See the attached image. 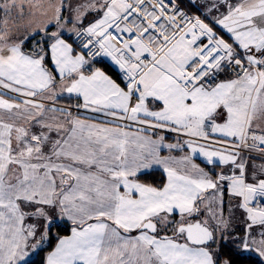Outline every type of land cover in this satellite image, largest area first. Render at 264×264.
Wrapping results in <instances>:
<instances>
[{"label":"snow or ice","instance_id":"obj_1","mask_svg":"<svg viewBox=\"0 0 264 264\" xmlns=\"http://www.w3.org/2000/svg\"><path fill=\"white\" fill-rule=\"evenodd\" d=\"M189 5L84 0L65 18L60 0L12 39L23 0H0V264H32L45 245L40 264L264 260V164L250 172L242 154L264 158V0ZM157 169L161 183L142 179ZM225 190L243 235L223 218ZM53 229L68 234L51 246Z\"/></svg>","mask_w":264,"mask_h":264},{"label":"rangeland","instance_id":"obj_2","mask_svg":"<svg viewBox=\"0 0 264 264\" xmlns=\"http://www.w3.org/2000/svg\"><path fill=\"white\" fill-rule=\"evenodd\" d=\"M60 0H23L24 4V11L23 15H17L16 11L14 10L11 14L10 18L8 19V32L9 36L12 39H15L17 36L22 35L25 32V29L32 30L37 27H42L46 21L47 18L51 16L52 9L50 5H58ZM84 0H65V10L63 12L64 17L66 18L68 16V5H72L73 7L76 4L83 3ZM201 3L204 2V0H200ZM39 3L42 5V7H33L32 5ZM48 13V17H46L43 13ZM94 13H90L85 19L84 24L85 26L93 19ZM3 16V13H0V17ZM54 27H50L49 31H54ZM219 31V29H217ZM222 34V33H221ZM39 37H37L38 39ZM35 41H32V47H34ZM233 75L223 74L222 79L232 78ZM264 120V119H263ZM262 120V117H258L256 120L257 124L262 125L264 121ZM29 223L35 222V221H28ZM54 235L56 233L54 232ZM47 246V245H45ZM34 255H31L30 259Z\"/></svg>","mask_w":264,"mask_h":264},{"label":"crops","instance_id":"obj_3","mask_svg":"<svg viewBox=\"0 0 264 264\" xmlns=\"http://www.w3.org/2000/svg\"><path fill=\"white\" fill-rule=\"evenodd\" d=\"M58 103H60V100L57 101V104ZM76 103H77V101L74 99V102H72V103H65V104L69 105V107H71V106L74 107V105ZM57 106H59V107H67V106H61V105H57ZM70 110L73 112V114H77V110H74V109H70ZM79 114L81 116H84V115L93 116L95 122H99V121H102V120L106 119L102 115L93 114V113H87L83 109H80L79 110ZM263 119H264V117H262V120ZM261 126H264V123ZM52 135L55 136V133H53ZM166 142H172V143L176 142L175 134H169ZM45 150L47 151V149H45ZM164 154L165 155L168 154L167 149L164 150ZM183 154L184 153L181 152L180 150H175V151L172 152V155L177 156V157H179V156H181ZM242 154L246 158L251 157L250 159H248V163H249V166H250V168H249V171L250 172L253 171V170H255L256 168H258L261 164H264V158H260V156H258V155H248L245 152H243ZM196 162L197 163H200L201 166H204V164L202 163V158H197L196 159ZM209 167H211V166H209ZM224 168H225V166L216 167L215 168V172H220V171L224 170ZM223 201H224V203H223V218L225 220H228L230 222V231H232V232H234L235 234H238V235H243L244 228H245V224H244L245 214L243 213L242 210H240L239 208L236 207L237 201L230 199V197H229V195H228V193H227L226 190H225V193H224ZM231 247H232V245H229V248H231ZM243 255L253 256L261 264H264V260H262L255 253L246 252Z\"/></svg>","mask_w":264,"mask_h":264},{"label":"trees","instance_id":"obj_4","mask_svg":"<svg viewBox=\"0 0 264 264\" xmlns=\"http://www.w3.org/2000/svg\"><path fill=\"white\" fill-rule=\"evenodd\" d=\"M177 3L180 4L187 11L195 12V10L190 7L189 0H177ZM222 35H223V33H222ZM225 39H227V36H225ZM31 48H32V41H28V43L25 45V49L29 50ZM106 65H108L107 61L105 62V64H98L97 66L104 68L105 71H108L109 74H112L110 66H106ZM222 76H223V74H222ZM221 79H222V77H221ZM59 100L61 103H72V102H74L73 98H68L67 96L61 97ZM142 179L148 183L159 184L163 181L164 176L162 174V170L157 169L156 171H154L152 173L151 176L143 177ZM54 232L56 233V235H53V237H52L51 246L55 245V242H56L55 236H57V235L62 236V235L68 234L67 232L63 231L62 229H53V233ZM49 247H50L49 245L45 246V251L40 252L38 255H34L30 259L32 264H40L41 260L46 255V252L49 250ZM225 252H227V249H225ZM234 258L236 259L237 264H261L255 257L249 256V255H243V256H238V257H234Z\"/></svg>","mask_w":264,"mask_h":264},{"label":"built area","instance_id":"obj_5","mask_svg":"<svg viewBox=\"0 0 264 264\" xmlns=\"http://www.w3.org/2000/svg\"><path fill=\"white\" fill-rule=\"evenodd\" d=\"M179 6L182 8V9H184L185 11H187L185 8H183L180 4H179ZM230 75H233L231 72H228ZM221 77H222V75H221ZM220 77V78H221ZM57 105H61V106H67L69 109H74V110H76L74 107H69V105H67V104H65V103H58ZM244 152L245 153H247L248 155H258L259 156V153H257V152H249V150H247V149H245L244 150Z\"/></svg>","mask_w":264,"mask_h":264}]
</instances>
